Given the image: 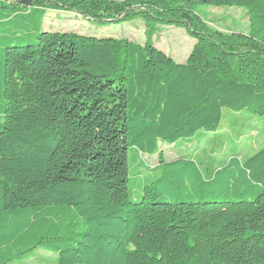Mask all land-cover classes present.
<instances>
[{
  "label": "trees",
  "instance_id": "obj_1",
  "mask_svg": "<svg viewBox=\"0 0 264 264\" xmlns=\"http://www.w3.org/2000/svg\"><path fill=\"white\" fill-rule=\"evenodd\" d=\"M200 5L244 8L247 33ZM45 8L142 18L145 42L45 31ZM159 25L195 38L184 63L154 46ZM224 108L264 120V0H0V264H264V147L209 177L161 157L130 176V151L215 131Z\"/></svg>",
  "mask_w": 264,
  "mask_h": 264
},
{
  "label": "rangeland",
  "instance_id": "obj_2",
  "mask_svg": "<svg viewBox=\"0 0 264 264\" xmlns=\"http://www.w3.org/2000/svg\"><path fill=\"white\" fill-rule=\"evenodd\" d=\"M121 1V0H116ZM196 13L210 28L223 32L246 34L248 17L246 10L237 6L200 5ZM45 31L76 32L95 37L128 38L143 44L145 27L142 18L124 22L98 23L79 13L57 8H45L42 23ZM155 47L163 51L176 63H184L195 43L185 28L174 25H159L152 36ZM264 147V120L247 110L233 111L224 108L219 127L215 131H198L190 138H181L174 144L160 141L158 151L143 154L139 161L129 152L130 176L139 175L141 165L155 166L161 157L170 161L184 158L197 163L209 177L213 170L230 157L245 161ZM138 184L131 183V195L139 197ZM13 264H56V255L44 250H33L29 255Z\"/></svg>",
  "mask_w": 264,
  "mask_h": 264
},
{
  "label": "water",
  "instance_id": "obj_3",
  "mask_svg": "<svg viewBox=\"0 0 264 264\" xmlns=\"http://www.w3.org/2000/svg\"><path fill=\"white\" fill-rule=\"evenodd\" d=\"M22 2H30V0H22Z\"/></svg>",
  "mask_w": 264,
  "mask_h": 264
}]
</instances>
